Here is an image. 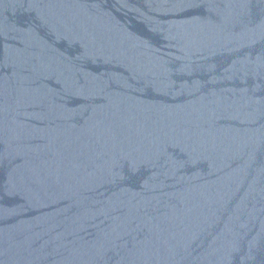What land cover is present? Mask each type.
Instances as JSON below:
<instances>
[{
  "label": "water",
  "instance_id": "95a60500",
  "mask_svg": "<svg viewBox=\"0 0 264 264\" xmlns=\"http://www.w3.org/2000/svg\"><path fill=\"white\" fill-rule=\"evenodd\" d=\"M0 264H264V0H0Z\"/></svg>",
  "mask_w": 264,
  "mask_h": 264
}]
</instances>
